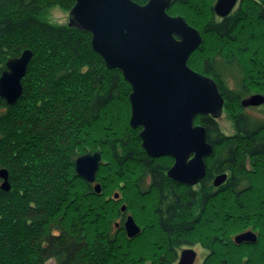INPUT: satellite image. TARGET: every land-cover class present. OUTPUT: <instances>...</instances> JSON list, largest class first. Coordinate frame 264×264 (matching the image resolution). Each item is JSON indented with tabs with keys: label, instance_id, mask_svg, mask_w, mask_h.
Segmentation results:
<instances>
[{
	"label": "trees",
	"instance_id": "1",
	"mask_svg": "<svg viewBox=\"0 0 264 264\" xmlns=\"http://www.w3.org/2000/svg\"><path fill=\"white\" fill-rule=\"evenodd\" d=\"M245 1L225 18L215 17L205 0L194 7L209 21L204 44L187 64L214 79L235 131L227 135L217 118L196 115L213 145L212 167H225L230 177L220 191L193 194L163 174L171 157L152 158L142 148L139 127L118 105L130 84L119 68H106L90 32L47 19L51 9H70L75 0H0V75L8 58L33 51L20 98L7 105L0 97V169L11 182L0 189V264H173L187 236L201 230L212 242L203 264H239L248 243L228 238L236 225L259 236L244 264H264V108L259 117L240 104L251 92L264 93V3ZM246 30V41H238ZM211 36L215 47L206 42ZM99 147L101 193L74 168L78 155ZM147 174L152 182L145 191ZM115 187H129L134 200L156 197L161 238L151 240L148 252L127 238L123 220L115 221L124 216L120 200L108 197Z\"/></svg>",
	"mask_w": 264,
	"mask_h": 264
},
{
	"label": "water",
	"instance_id": "2",
	"mask_svg": "<svg viewBox=\"0 0 264 264\" xmlns=\"http://www.w3.org/2000/svg\"><path fill=\"white\" fill-rule=\"evenodd\" d=\"M172 0H148L141 4L133 0H75L67 25L90 32L91 47L103 58L106 68H119L130 84V126L140 127L139 137L145 152L151 157L169 154L174 164L167 175L184 184H194L205 175L203 158L212 152L206 140L207 130L195 124L198 114L217 118L224 98L214 79L196 69L187 60L202 42L200 31L183 15L166 11ZM236 0H216V13L224 17ZM33 55L24 49L19 56L8 58L0 75V97L10 105L21 96V79ZM264 94L253 93L241 101L243 105H259ZM100 152L78 155L74 168L86 181L96 180L101 162ZM9 172L0 169V189L9 190ZM225 174L218 176L221 182ZM93 188L101 192L100 184ZM118 197V193H114ZM125 210V204L121 206ZM128 237L141 232L131 215L124 223ZM237 243L257 239L250 230L236 234ZM195 250L185 248L177 264H192Z\"/></svg>",
	"mask_w": 264,
	"mask_h": 264
},
{
	"label": "rangeland",
	"instance_id": "3",
	"mask_svg": "<svg viewBox=\"0 0 264 264\" xmlns=\"http://www.w3.org/2000/svg\"><path fill=\"white\" fill-rule=\"evenodd\" d=\"M246 1H245V4H246ZM202 2H204V1H202ZM202 2H200V0H189V4H188L189 6H187V5L185 6V5H181V4L180 5L179 4H174L170 8V5H169V8L166 11H168V13L171 14V15H180V16L183 15V16H185L184 17L185 20L188 19V21L193 23L192 25L195 28H197L198 31H200L201 37H202V40H203L204 39L203 38L204 34H203L202 29H203V26L205 25V23L207 21H209V18H208L209 14H207V12L203 11V13H201L199 15L197 14L198 16H196V14L193 13L195 11L194 7H198V6L201 7ZM205 2H207V1L205 0ZM215 2H216L215 0H208V2L206 4V8H207V6L208 7L209 6L212 7L213 3H215ZM260 2L264 3V0H259V3ZM191 3H193V4H191ZM239 3L236 4L235 6L237 7L239 5ZM245 4L243 3L242 6L244 7ZM70 9H65V8H61V7H55L53 9H51V12L48 15L47 19L48 20H52L53 22H56V23H60V24L61 23H66L67 24L68 17H69L68 13H69ZM169 9L172 10V11L170 12ZM213 15H215L214 12H213ZM259 24H261V23H259ZM255 27H257V26H255ZM246 35H247V30L245 31V33L240 32L238 34L237 40L238 41H243V42L246 41L245 40L247 38ZM206 38H207L206 42L210 46L215 47L217 44H219L218 41H215V39L212 36L209 37V38L208 37H206ZM202 43L204 44V42H202ZM254 68H252V69H254ZM128 96H129V94L126 96L127 97V101L124 99L125 101H123V102L121 101V102L118 103L119 110L125 112L126 116H124V117H125V120L127 122H128V119L131 116L130 101L128 100ZM260 108H262V106L259 107V108H256V107L255 108H251V110H246V112H248L250 114L252 113L255 116H259L260 117L261 116V112H260L261 109ZM217 122H218V125H219L220 129L225 134L230 135V134H232L235 131V128L233 127L232 118L229 117V112L227 110H225L224 107H223V110H222L221 114L218 115V117H217ZM139 130H140V127H139L138 131ZM212 150H213V146H212ZM256 182L257 183H261V181L259 179V176H258ZM98 183H100V181H98ZM120 183L122 184L123 182H120ZM111 186H113V183H112ZM100 188H101V183H100ZM102 189L103 188H101V191H102ZM113 192L114 193H118L119 200H120L119 203H118V207H120L121 204L125 203L126 204V209H128V213L133 215L134 220L137 221V223L140 225V227L142 226L143 228H145L144 233H142L141 235L136 236L135 239L128 237L127 232H126L127 238L132 239L134 246L137 245V249L148 252V250L150 248V245L152 244L151 240L153 238H156V239L161 238V230H159L158 227H157V223H156L157 219H156L155 211H154V205H155V202H156V199H155L156 197L155 196L147 197L148 195H145L146 197H142L141 198L142 200L141 199L140 200L137 199L138 202H136L137 200H134V198L132 197L131 189L129 187L124 188L123 191L120 190L119 188L115 187L112 190V192H110L111 194L108 195V197H110V198L114 197V193ZM141 203H143V205H144L143 208L141 206ZM115 221L121 222L122 220L120 219V217H117V218H115ZM115 225L116 224L114 223L113 228H115ZM241 230H242L241 226L240 225H236L233 229L230 228V230L228 232L232 234L234 232L241 231ZM142 235H146V237H148L147 240L145 239L143 241L144 238H143ZM205 235H206V230H201V231H199V233H193V234L187 236L188 241L189 242L192 241V246L196 250H198L197 257L195 259L196 264H200L201 263L202 254H204V252H205L204 249H209L212 246V242ZM229 235L230 234H228V236ZM149 241H151V242H149ZM260 245H261V247L263 246V244H260ZM242 248H243V255H241V256H246V254L250 253V251H251V249L248 248L247 244H246V246L245 245L242 246ZM179 249L180 248H178V250ZM46 264H54V259H49V261Z\"/></svg>",
	"mask_w": 264,
	"mask_h": 264
},
{
	"label": "flooded vegetation",
	"instance_id": "4",
	"mask_svg": "<svg viewBox=\"0 0 264 264\" xmlns=\"http://www.w3.org/2000/svg\"><path fill=\"white\" fill-rule=\"evenodd\" d=\"M216 1V0H215ZM241 0H236V2H235V4H234V6L232 7V9H231V11H229V13H227L225 16H227V15H229L230 13H232L234 10H235V5L236 4H238L239 2H240ZM256 2H259V0H255ZM213 5H214V3H213ZM213 5H212V7H211V9H212V11L214 12V16H216V17H218V18H225V16L224 17H221V16H219L217 13H216V11H215V9L213 8ZM202 41V40H201ZM253 93H259V94H261L260 92H257V91H255V92H251L250 94H253ZM249 94V95H250ZM262 94H264V93H262ZM195 119V118H194ZM195 122V121H194ZM195 124H197V123H195ZM199 124V123H198ZM215 156L216 155H209V156H207V157H204V159H203V162H205V176L203 177V178H201L200 180H199V182H197V183H194V184H184V183H181L182 185H184L185 187H189V190L193 193V194H195L197 191H204V192H206V193H210L211 191H220L225 185H226V182H227V180H228V178L230 177L229 176V172L227 171V170H225V167H220V168H214V167H212L213 166V163H214V161H216L214 158H215ZM172 159V161H171V164H169L165 169H163V174L165 175V176H167V177H169L168 175H167V170L174 164L173 162H174V159L173 158H171ZM222 174H225V177H224V179H222L221 180V182H218V183H215V181H216V179H217V177L218 176H221ZM146 177H145V184H144V187H145V191H147V189H149V185H150V183L152 182V176L150 175V174H147V175H145ZM96 178V177H95ZM169 178H171V177H169ZM172 179V178H171ZM173 181H175L174 179H172ZM98 183V181H97V178H96V180L91 184L92 185V187L94 186V184L95 183ZM175 182H178V181H175ZM178 183H180V182H178ZM100 184V183H99ZM94 189V188H93ZM95 190V189H94ZM96 192V191H95ZM115 192V191H114ZM113 192V193H114ZM154 193H151V195H153ZM113 199H116V200H119V196L118 197H112ZM125 204V203H124ZM121 205H123V204H121ZM121 205H120V207H121ZM125 206H126V204H125ZM120 207H119V209H120ZM120 211H121V213H123V217H121L120 219L121 220H123V225H124V219L127 217V215H129L130 213H128V209H126L125 208V210L122 212V210L120 209ZM131 215V214H130ZM131 216H133V215H131ZM136 221V220H135ZM137 222V221H136ZM119 223V222H118ZM138 224V223H137ZM139 225V224H138ZM140 226V225H139ZM142 227V226H141ZM140 227V230H141V232L139 233V234H137V235H140L142 232H143V227L141 228ZM125 230V229H124ZM136 235V236H137ZM135 238V237H134ZM185 248H189V249H193V250H195L196 251V256H195V258H194V262L192 263V264H196V261H195V259H196V257H197V253H198V250H196L193 246H192V241L191 242H189L188 241V243H186V244H183V245H180V249L179 250H177V252H176V255H175V259L173 260L174 261V263L173 264H177L178 262V260H179V257H180V255H181V250L182 249H185ZM205 250V252H204V254H202V257H201V263L200 264H203L206 260V257L209 255V251H208V249H204ZM205 257V258H204Z\"/></svg>",
	"mask_w": 264,
	"mask_h": 264
},
{
	"label": "bare ground",
	"instance_id": "5",
	"mask_svg": "<svg viewBox=\"0 0 264 264\" xmlns=\"http://www.w3.org/2000/svg\"><path fill=\"white\" fill-rule=\"evenodd\" d=\"M22 53V52H21ZM250 95H252V94H250ZM250 95H247V96H245L244 98H242L241 99V101L243 100V99H245V98H248V97H250ZM241 101H240V104H241ZM17 102V101H16ZM15 102V103H16ZM7 104V103H6ZM223 104H224V102H223ZM8 105V104H7ZM11 105V104H10ZM242 106H244L245 108H246V110H251V108H259V107H261L262 106V108H264V102H262L261 104H259V105H252V104H250V105H243V104H241ZM222 107H224V106H222ZM262 108H260V109H262ZM223 110V109H222ZM210 115V114H209ZM130 119V118H129ZM129 119H128V122H129ZM195 123V122H194ZM199 124H201V123H199ZM129 125H130V122H129ZM206 140H207V137H206ZM207 141H209V140H207ZM210 142V141H209ZM211 143V142H210ZM212 144V143H211ZM213 146V145H212ZM143 148V147H142ZM100 149V150H99ZM99 149L98 150H92V151H88V152H95V151H97V152H100V154H102L101 153V148L99 147ZM144 149V148H143ZM88 152H86V153H88ZM213 152V151H212ZM212 152L209 154V155H211L212 154ZM84 154V153H83ZM147 154V153H146ZM166 156H169V157H171V158H173L171 155H169V154H165ZM165 155H161V156H165ZM209 155H207V156H209ZM102 156V155H101ZM150 156V155H149ZM161 156H154V157H161ZM207 156H205V157H207ZM151 157V156H150ZM154 157H152V158H154ZM204 159V158H203ZM103 161V156L101 157V162ZM100 165V164H99ZM99 167V166H98ZM99 169V168H98ZM97 172H98V170L96 171V175H97ZM9 176V175H8ZM205 176V175H204ZM203 176V177H204ZM203 177H201V178H203ZM200 178V179H201ZM199 179V180H200ZM8 181H9V177H8ZM10 182V181H9ZM199 182V181H198ZM93 182H90V184H92ZM97 183V182H96ZM0 184H1V179H0ZM10 187H11V182H10ZM101 193V192H100ZM124 205V204H123ZM122 206V205H121ZM121 208V207H120ZM125 208H126V206H125ZM122 210V209H121ZM123 212V211H122ZM130 215V214H129ZM132 218H133V220H134V217L132 216ZM126 219V218H125ZM124 219V220H125ZM124 223H125V221H124ZM125 229V228H124ZM246 230H250V231H252L253 233H255V235L257 236V239H256V241L254 242V243H252V242H248V241H246V242H242V243H237L236 241H235V235L236 234H239V233H242V232H245ZM134 237H136V236H134ZM134 237H130V238H134ZM228 238H230V240L234 243V244H236V245H242V244H246V243H248V245L247 246H251V245H254V244H256L257 243V241H258V239H259V236H258V233H257V230H255V229H253L252 227H247V228H245V229H243V230H241V231H237V232H234V233H232V234H230L229 236H228ZM212 250V249H211ZM210 250V248L208 249V251H211ZM262 250H264V243H263V246H262ZM196 252V251H195ZM246 257H247V254H246V256H241V258H242V262L241 263H239V264H244L245 263V260H246ZM205 258V257H204Z\"/></svg>",
	"mask_w": 264,
	"mask_h": 264
}]
</instances>
